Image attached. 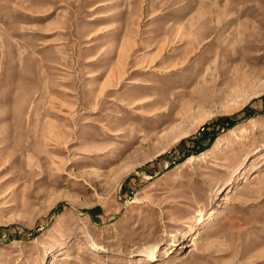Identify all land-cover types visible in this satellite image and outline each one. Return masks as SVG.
Returning <instances> with one entry per match:
<instances>
[{
  "label": "rangeland",
  "instance_id": "obj_1",
  "mask_svg": "<svg viewBox=\"0 0 264 264\" xmlns=\"http://www.w3.org/2000/svg\"><path fill=\"white\" fill-rule=\"evenodd\" d=\"M0 264H264V0H0Z\"/></svg>",
  "mask_w": 264,
  "mask_h": 264
},
{
  "label": "trees",
  "instance_id": "obj_2",
  "mask_svg": "<svg viewBox=\"0 0 264 264\" xmlns=\"http://www.w3.org/2000/svg\"><path fill=\"white\" fill-rule=\"evenodd\" d=\"M246 112L244 114L247 115V117H251V112L249 111V108L245 109ZM245 115V118H246ZM239 122L237 116L233 117H220L216 120V122L212 123L211 125H208L204 128V130L200 134V138H192L188 140L182 141V144H186L187 142L191 141L194 143V146L192 148L193 154H199L204 151H206L217 139L218 135L222 130H229L233 128L235 125H237ZM211 126H213V130H211ZM205 143V144H204ZM191 154H187L184 157H189Z\"/></svg>",
  "mask_w": 264,
  "mask_h": 264
}]
</instances>
